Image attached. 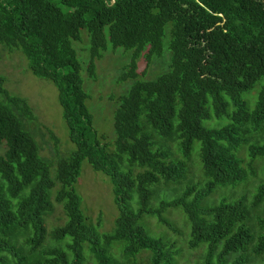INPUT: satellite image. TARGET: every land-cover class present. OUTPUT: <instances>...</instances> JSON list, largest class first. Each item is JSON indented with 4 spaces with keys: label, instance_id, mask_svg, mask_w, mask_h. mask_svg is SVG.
<instances>
[{
    "label": "trees",
    "instance_id": "trees-1",
    "mask_svg": "<svg viewBox=\"0 0 264 264\" xmlns=\"http://www.w3.org/2000/svg\"><path fill=\"white\" fill-rule=\"evenodd\" d=\"M81 31L91 79L104 54L122 49L130 60L116 79L130 84L107 97L111 131H99L87 107L72 45ZM0 46L20 51L32 75L56 88L73 146L0 76V264H83L85 254L137 264L141 253L148 264H177L176 240L154 233L181 236L169 220L178 209L201 264L264 263V180L250 198L247 189L257 162L264 179V0H0ZM261 79L249 109L241 96ZM222 117L228 123L217 127ZM194 142L197 183L188 179ZM84 161L108 177L118 211L102 237L73 187ZM220 191L228 195L214 202ZM56 206L64 222L48 232Z\"/></svg>",
    "mask_w": 264,
    "mask_h": 264
},
{
    "label": "rangeland",
    "instance_id": "rangeland-1",
    "mask_svg": "<svg viewBox=\"0 0 264 264\" xmlns=\"http://www.w3.org/2000/svg\"><path fill=\"white\" fill-rule=\"evenodd\" d=\"M81 41L72 42L73 48L76 50L77 57L81 64L80 74L83 79V89L87 92L89 98L87 100V107L94 118V126L99 131H111L113 126V113L110 110L111 103L107 100V97L113 93L122 90L130 84L129 79L117 82L118 74L121 72V67L129 64L130 60L128 56L123 57L121 54L122 49H115L114 53L104 54V56L95 62V76L93 80L89 77L86 65L84 64L89 60V41L85 31H81ZM85 49V50H83ZM152 65L151 68H154ZM139 69L141 67L138 65ZM0 76L5 78V88L8 92L13 95L24 98L28 104L32 107L35 116L38 118L42 125L49 128L55 137L59 138L63 145L71 147L68 141V131L62 119V110L58 103V96L56 88L52 83L39 79L32 75L28 70L27 60L23 54L16 51H9L6 48L0 46ZM263 79L258 81L254 88L242 94L241 98L246 102L249 109H252L255 101L257 99V93ZM113 95V94H112ZM228 123L225 117L220 120V126L215 123V128L222 127ZM207 122L204 121L203 125L207 127ZM217 126V127H216ZM173 144V145H172ZM172 147L175 145L173 142ZM73 148V146H72ZM46 149V147H45ZM199 153V143L194 142L192 146L190 175L188 179L192 183H197L200 180L201 174L199 170V165L197 164L196 157L198 158ZM242 153V158L247 161L246 154ZM257 166V174L254 183L249 184L248 198L251 197L253 192V185L256 182L261 181L263 176L259 168L262 162L255 163ZM186 185H176L177 192ZM75 192L81 198V209L86 216L89 224L93 225L97 233L102 237L105 234L112 232L114 227V221L118 215L117 208L114 203V197L112 193V186L110 180L107 176L94 172L87 161H84L81 165L80 176L73 186ZM227 191L218 192L212 196L213 201L218 200L222 195H228ZM243 192H238V196ZM159 197V196H158ZM215 202V201H214ZM134 204V201H132ZM181 210L170 211L169 220L175 225V228L181 232V236L171 230H156L154 235L164 237L163 233L166 234L167 239L176 240V248L179 251V258L176 262L177 264H201V258L203 256V249L190 250L187 246V235L189 230V225L187 218L184 214H181ZM184 215V217H183ZM64 222V217L60 206L54 208V212L47 217L46 227L48 232L51 231L52 227L57 225H62ZM142 222L143 219H142ZM149 228L154 229L155 221L147 220ZM163 232V233H162ZM153 235V233H150ZM158 238V237H157ZM49 237L47 238V241ZM206 246V245H202ZM201 246V247H202ZM113 251H115L113 249ZM147 253H141L137 256V264H148L146 257ZM118 264H125L121 258H116ZM262 260H256L257 264H264ZM197 262V263H196ZM83 264H95L90 255L85 254V261Z\"/></svg>",
    "mask_w": 264,
    "mask_h": 264
}]
</instances>
